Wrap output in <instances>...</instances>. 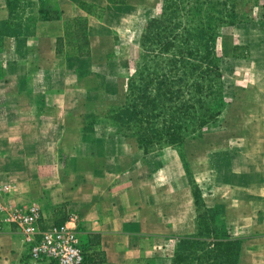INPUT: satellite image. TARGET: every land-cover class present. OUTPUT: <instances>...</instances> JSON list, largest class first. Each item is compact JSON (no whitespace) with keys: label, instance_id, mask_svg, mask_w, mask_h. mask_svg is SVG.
<instances>
[{"label":"crops","instance_id":"obj_1","mask_svg":"<svg viewBox=\"0 0 264 264\" xmlns=\"http://www.w3.org/2000/svg\"><path fill=\"white\" fill-rule=\"evenodd\" d=\"M135 1L0 0V129L7 127L0 131V156L24 155L31 146V150L55 156L48 168L52 173L49 187L58 188L68 213L79 214L83 237L98 234L89 250H102L106 257L103 264H151L156 256L173 251L178 236L194 234L197 229L192 188L185 183L180 156L171 158L176 171L172 174L163 159L158 167L151 162L158 155L164 157L169 149L120 151L113 143L103 148L107 139L100 133L92 137L84 130L85 120H78L80 101L66 97L97 86L102 58L98 49L102 41L111 42L116 21H122L125 12L131 15L138 9ZM81 2L92 6V12L83 9ZM76 16L88 18L91 55L80 56L69 45L66 22ZM228 37L232 46L222 65L232 70L241 65L239 74L232 71L231 77L241 83L242 95L241 99L239 94L234 97L230 106L240 99L241 108L250 109L244 114L261 129L254 138L261 142L258 147L264 154V16L258 26L242 24L227 33ZM235 46L239 47L237 56ZM256 106L259 112H251ZM52 107L57 115L52 119L46 116L45 125L37 131L26 127L30 111L40 121ZM50 126L59 127L60 133ZM91 139L100 147L88 143ZM137 154L144 162L137 160ZM14 168L16 165L2 169V174L7 178ZM0 185L4 186L3 180ZM261 200L264 204V198ZM257 218L264 227V208ZM248 241H244L240 264H264V234L254 246ZM26 249L23 235L15 227L0 232V264H18ZM28 264L56 263L30 260Z\"/></svg>","mask_w":264,"mask_h":264},{"label":"rangeland","instance_id":"obj_2","mask_svg":"<svg viewBox=\"0 0 264 264\" xmlns=\"http://www.w3.org/2000/svg\"><path fill=\"white\" fill-rule=\"evenodd\" d=\"M222 1H225L226 5H222L220 8L228 23L222 28L219 53L222 58V71H225L226 76V78L224 77V94L227 98V107L217 121L208 127L202 135L189 138L182 147L166 146L154 150L169 149V152L162 158L160 155L157 158L154 157L151 162L158 167L163 159L170 168L169 173L175 174L171 158L178 154L185 171L186 185L192 188L191 182L195 180L201 189L200 212L208 217L209 214L205 211V206L212 209L216 207V221L219 224L224 221L229 232L242 239L244 248L246 239L250 240L248 241L249 246H254L258 238L264 234L262 231L264 227L259 225L262 222L257 218L258 211L262 212L264 208L261 200L264 198V154L260 153L258 147L261 142L254 138L262 132L254 125L253 120L244 114V111L250 112V109L248 107L241 108L242 95L239 94L241 83L238 80H232L231 77L232 71L239 74L237 70L241 69V65L239 64L232 70L231 66L230 68L223 67L222 64L225 61L223 59L225 54L230 51L232 46V39L226 38V34L242 24L258 26L264 16V0ZM134 3L138 9L131 15L125 12V18L115 23L117 29H114L111 42L102 41L98 49V55L103 59H99L98 69L101 70V73L98 76L97 86L88 91L67 93L66 97L80 101L76 108L80 114L78 120L90 123L86 127V131L91 132L92 137L100 133L107 139L105 143L103 142V148L106 149L110 143H113L120 151L136 152L139 147L134 139L115 134L105 118L108 109L117 108L123 104L127 81L141 68L143 56L141 40L144 28L148 21L159 17L162 12L161 0H136ZM238 94L240 99L236 101L235 106H230L233 98ZM30 112L26 116V127L31 131H37L43 124H46L48 119L57 115V109L52 107L48 109V114H44L42 120L38 121V116L36 117L33 111ZM251 112H259L258 106L253 107ZM2 128L7 129L5 126ZM2 128L0 129L1 133ZM50 128L55 133H60L59 127L50 126ZM73 129L77 128L74 126ZM89 142L95 143L97 148L100 147L96 140L91 139ZM1 146L3 147L0 142V152ZM31 147H29L30 152L24 155L19 152L18 156L16 153L10 154L9 157L0 156V184L2 180L4 183L3 187L0 185L1 233L6 230H14L15 225L11 221L13 214L29 211L31 208H36L41 212L43 228L52 224L58 225L56 215L58 210L63 208L61 197L58 188L49 187L48 181L52 176L48 169L51 167L49 164L55 156L31 150ZM140 150L144 152L142 149ZM137 157V160L144 162L138 154ZM17 164H19V171ZM13 165H16L17 170L12 169V173L7 176L9 179H7L1 170H10ZM71 213H76L79 216L77 212ZM71 213L67 212V217ZM196 221L197 229L194 234L199 232L197 218ZM79 222L80 216L78 231ZM184 235L193 234L186 233ZM213 235L214 233H207L210 238ZM84 237L80 234L85 248L87 246ZM176 249L177 240L173 251H165L156 256L151 264H171ZM84 250L88 251L87 248ZM28 252V249L25 253L23 252L19 262L17 261L18 264L24 261L26 264L30 262L31 257Z\"/></svg>","mask_w":264,"mask_h":264},{"label":"trees","instance_id":"obj_3","mask_svg":"<svg viewBox=\"0 0 264 264\" xmlns=\"http://www.w3.org/2000/svg\"><path fill=\"white\" fill-rule=\"evenodd\" d=\"M161 2V15L148 21L142 34L141 68L129 77L123 104L108 109L105 115L115 134L134 138L145 153L166 146H184L189 138L202 135L227 107L219 53L222 28L228 23L220 6L226 2ZM80 5L92 12V6L86 2ZM66 29L74 52L91 55L88 18L76 16L66 22ZM59 43L58 39V54L62 51ZM238 48L234 47L235 56ZM191 183L199 232L177 238L171 264H240L242 239L230 233L224 221H216V207L205 206L208 217L200 212L202 192L195 180ZM66 213L64 207L58 210V225L67 221ZM207 233L214 235L210 238ZM84 238L88 251L85 250L83 264H103L104 252L89 250L98 234Z\"/></svg>","mask_w":264,"mask_h":264},{"label":"built area","instance_id":"obj_4","mask_svg":"<svg viewBox=\"0 0 264 264\" xmlns=\"http://www.w3.org/2000/svg\"><path fill=\"white\" fill-rule=\"evenodd\" d=\"M78 218L71 213L61 225L42 227V214L36 208L12 215L11 221L23 235L31 260L40 263L83 264L85 250L81 245Z\"/></svg>","mask_w":264,"mask_h":264}]
</instances>
